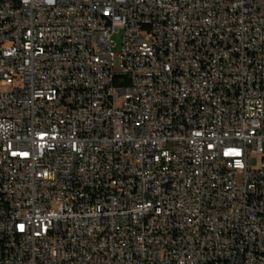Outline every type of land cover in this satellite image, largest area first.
I'll list each match as a JSON object with an SVG mask.
<instances>
[{
  "label": "built area",
  "instance_id": "obj_1",
  "mask_svg": "<svg viewBox=\"0 0 264 264\" xmlns=\"http://www.w3.org/2000/svg\"><path fill=\"white\" fill-rule=\"evenodd\" d=\"M198 262H264V0H0V264Z\"/></svg>",
  "mask_w": 264,
  "mask_h": 264
},
{
  "label": "bare ground",
  "instance_id": "obj_2",
  "mask_svg": "<svg viewBox=\"0 0 264 264\" xmlns=\"http://www.w3.org/2000/svg\"><path fill=\"white\" fill-rule=\"evenodd\" d=\"M140 25H147V18H140ZM197 264H209V262H198ZM236 264H264V262H237Z\"/></svg>",
  "mask_w": 264,
  "mask_h": 264
},
{
  "label": "rangeland",
  "instance_id": "obj_3",
  "mask_svg": "<svg viewBox=\"0 0 264 264\" xmlns=\"http://www.w3.org/2000/svg\"><path fill=\"white\" fill-rule=\"evenodd\" d=\"M113 40L116 42L117 46L115 45V47H113V50L114 51H117L118 50V47H119V44H120V36L119 35H115L113 37Z\"/></svg>",
  "mask_w": 264,
  "mask_h": 264
}]
</instances>
